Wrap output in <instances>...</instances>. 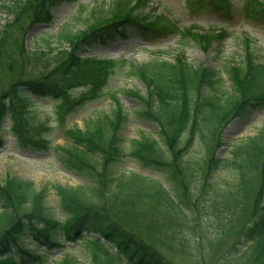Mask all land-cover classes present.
<instances>
[{"label":"trees","instance_id":"obj_1","mask_svg":"<svg viewBox=\"0 0 264 264\" xmlns=\"http://www.w3.org/2000/svg\"><path fill=\"white\" fill-rule=\"evenodd\" d=\"M63 1L67 0L19 1L22 4L20 13L28 15L32 23H51L52 9ZM156 3L158 0H115L108 7L92 8L85 31L62 33L61 40H65L71 48L57 50L54 76L51 73L24 76L14 81L0 98V131L4 128L3 118L8 116L11 126L6 131L17 138L21 147L28 145L35 148L32 143L49 146L47 134L60 126L68 147H58L62 153L59 163L67 171L86 177L89 182V186L82 189L62 185L56 187L60 216L56 209L45 206L46 189L36 192L30 181L19 178L0 181V264L53 263L51 258L55 250L63 251L56 264H86L79 260L75 247L83 249L89 264H175L157 247L148 244L147 239L126 230L105 210L102 195L106 194L111 201H122L120 196L123 191L120 190L125 187L131 195L137 192L161 196L166 205L180 215L185 239L190 240L195 224L190 220L192 206L188 199V185L190 173L195 168L190 167L183 157L164 162L147 157L145 147L148 144L161 151L156 139L133 140L134 150L127 155L123 129L129 117L119 102L118 109L111 117L106 116L104 123H94L85 131L72 128L69 120L70 116L80 111L78 106L104 96L113 74L127 64L125 59L104 61L99 55H91L92 46L97 42L129 37L131 31L149 40L170 34L171 30L162 26L165 21L152 7ZM213 5L218 10H228L222 1H214ZM243 12L256 23L264 25V0H246ZM195 27L183 28L182 37L197 40L207 51L211 50V40H223L228 35L227 31H222L209 39L205 33L194 32ZM250 44L247 38L245 46L248 52L244 61L232 66L229 64L226 69L236 94L228 97L224 107L214 103L216 98L221 101V94L217 92L220 73L206 65L194 66L184 53L178 54L173 62L160 61L141 69L131 66L148 87L147 96L141 97L143 109L136 111L134 116L141 121H156L161 127L178 126L183 129L182 134L189 133V138L183 142L186 144L181 143L177 148L186 152L192 135L201 130L200 120L206 119L204 112L214 114L221 127L230 116H247L251 109L264 108V59L257 58ZM33 53H28V57H33ZM206 87L210 92H204ZM35 96L49 97L53 101L46 114L36 110L38 100ZM41 114L43 119L39 118ZM249 140L247 146L234 148L236 150L232 151L230 159L214 157L207 166L209 175L204 178L205 181L209 182L211 174L221 166L233 167L237 171L236 176L243 185L239 184L241 188L238 190L245 188L244 192L248 190V175L253 166H262L264 179V135L253 136ZM165 145L173 152L177 151L170 148L169 139L165 140ZM128 156L135 158L145 170L164 173L171 187L167 188L159 180L150 181L151 184L146 186L136 183L131 187L127 182L121 183V173L117 170ZM204 165H199L200 170H205ZM115 183L117 186L113 190ZM16 202L22 210L18 215L14 209ZM149 218L147 220H151ZM254 219L225 255L224 264H247V255L259 243L262 247L257 258L261 261L254 264H264V212ZM159 220L160 215H157L152 224L159 223ZM245 244L247 247L243 250L241 245ZM65 247L70 251L64 250Z\"/></svg>","mask_w":264,"mask_h":264},{"label":"rangeland","instance_id":"obj_2","mask_svg":"<svg viewBox=\"0 0 264 264\" xmlns=\"http://www.w3.org/2000/svg\"><path fill=\"white\" fill-rule=\"evenodd\" d=\"M19 1L25 0H0V98L14 81L24 76L38 73L43 75L51 73L54 76L57 68L53 67V64L56 61L57 50L71 48L65 40H61L62 33L85 31L91 9L107 7L115 0L64 1L52 9L53 19L49 24L32 23L28 15L20 13L22 4ZM196 1L198 0H158V4L152 6L157 9L156 14L165 21L162 26L171 30L165 37L149 40L141 35H132L135 33L131 31L127 39L107 40L105 43L97 42L92 46L91 55L99 54L105 61L123 58L127 60V64L125 68L113 74L104 96L78 106L80 111L75 116H70L69 120L72 128H81L85 131L92 128L94 123H104L105 117H111L118 109L119 102L129 117L123 129L127 155L134 150L133 140L156 139L161 151L153 149L148 144L145 147L147 157L163 162L171 159L177 161L179 157H183L190 167L195 168L190 173L188 185L190 190L188 199L192 206L190 220L195 224L189 241L185 239V230L183 231L185 227L181 225L180 215L167 206L158 194L152 196L136 192L131 195L125 187L120 190L123 191L121 192L123 194L119 195L121 199L123 198L122 201L108 200L106 194H103L104 207L115 221L136 236L147 239V243L161 250L170 262L224 264L225 255L234 247L237 239L245 233L246 228L255 220V216L264 212V204H261L264 202L262 166H253L250 170L248 190L245 192V188L238 190L241 188L238 185H243L239 183L237 171L233 167L221 166L211 174L208 182L204 179L209 175L207 166L214 157L230 159L232 151L236 150L234 148L247 146L246 143L250 142L248 139L253 136L264 135V108L251 109L247 116H230L221 127L214 114L204 112L206 119L200 120L201 130L192 135L194 138L192 137L191 142L186 145L188 147L186 152L178 151L177 148L189 138V133L182 134L183 129L178 126L161 127L156 121H141L134 116L136 111L143 109L141 97L147 96L148 87L131 66L135 65V68L141 69L151 67L160 61L173 62L178 54L184 53L194 66L206 65L220 73L221 82L217 85L219 89L217 92L221 94V101L216 98L214 103L222 104L224 107L228 97L236 94L234 83L226 69L229 68V64L232 66L244 61L248 52L245 46L247 38L250 39L251 49L257 58L264 59V25L256 23L244 14L243 6L246 0ZM213 1L218 3L222 1L228 10L227 8L218 10L213 6ZM193 25L197 26L194 32L205 33L209 39L221 30H226L228 35L223 40H211L209 48L211 50L207 51L197 40L182 37L183 28ZM27 52H34L33 57H28ZM204 92H210L208 87ZM45 96H35L38 100L36 110L42 114H46L47 109L53 105V101ZM43 116L39 118L43 119ZM8 118V116L3 118L2 123L5 126L0 131L2 136L0 181L6 182L11 177L19 178L30 181L36 192L46 189L45 206L56 209L62 216L57 207L59 197L56 195V187L62 185L66 188L82 189L89 186L86 177H80L71 170L67 171L59 163L62 153L58 147H68L64 132L60 131L59 126L48 133V148L39 143H32L35 148L28 145L21 147L17 138L6 131L11 126ZM166 139H169L170 148L177 150L176 152L167 148ZM201 164H205V170H200ZM117 172L121 173V183L127 182L132 185L131 187L136 186V183L150 185V181L157 180L163 181L167 188L171 187L164 173L145 170L135 158L129 156L124 158ZM116 186L117 183L113 190ZM1 206L0 201V212ZM14 209L17 215L22 211L18 202L15 203ZM157 215H160L159 223L152 224ZM148 218L151 220H147ZM246 247V244L241 245L243 250ZM261 247L262 243H259L250 251L247 255L249 256L247 264L261 261L257 258ZM75 249L79 260L89 264V258L83 249L81 247ZM64 250L70 251L68 247ZM62 253L61 250H55L51 258L53 263L46 264H56Z\"/></svg>","mask_w":264,"mask_h":264}]
</instances>
